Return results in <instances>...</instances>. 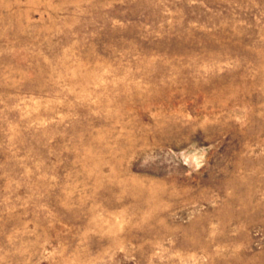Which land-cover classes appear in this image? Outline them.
Wrapping results in <instances>:
<instances>
[{
  "label": "rangeland",
  "instance_id": "374dc122",
  "mask_svg": "<svg viewBox=\"0 0 264 264\" xmlns=\"http://www.w3.org/2000/svg\"><path fill=\"white\" fill-rule=\"evenodd\" d=\"M0 264H264V0H0Z\"/></svg>",
  "mask_w": 264,
  "mask_h": 264
}]
</instances>
